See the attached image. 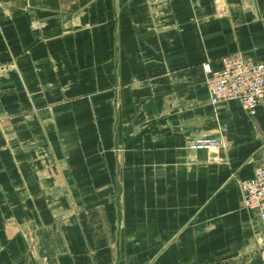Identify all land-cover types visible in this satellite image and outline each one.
I'll list each match as a JSON object with an SVG mask.
<instances>
[{
  "label": "crops",
  "instance_id": "obj_1",
  "mask_svg": "<svg viewBox=\"0 0 264 264\" xmlns=\"http://www.w3.org/2000/svg\"><path fill=\"white\" fill-rule=\"evenodd\" d=\"M239 52L264 0H0V264H264V98L215 107L202 67Z\"/></svg>",
  "mask_w": 264,
  "mask_h": 264
},
{
  "label": "built area",
  "instance_id": "obj_2",
  "mask_svg": "<svg viewBox=\"0 0 264 264\" xmlns=\"http://www.w3.org/2000/svg\"><path fill=\"white\" fill-rule=\"evenodd\" d=\"M206 75L210 103L239 102L246 113L255 116L264 98V62L256 61L243 53L225 56L221 68H214L210 61L202 65ZM222 145L217 136L202 135L188 145L192 151H216ZM243 205L258 213L264 229V163L254 174L240 181Z\"/></svg>",
  "mask_w": 264,
  "mask_h": 264
},
{
  "label": "rangeland",
  "instance_id": "obj_3",
  "mask_svg": "<svg viewBox=\"0 0 264 264\" xmlns=\"http://www.w3.org/2000/svg\"><path fill=\"white\" fill-rule=\"evenodd\" d=\"M216 1H219V0H216ZM239 53H242V52H239ZM236 54H237V53H236ZM230 55H234V54H230ZM227 56H229V55H227ZM247 56H248V55H247ZM248 57H249V56H248ZM223 58H224V57H223ZM223 58H222V59H223ZM215 107H216V106H215ZM220 139H221V138H220ZM221 140H222V139H221ZM222 146H223V140H222V145H221V147H222ZM219 149H220V148H219ZM219 149H218V150H219ZM216 151H217V150H216Z\"/></svg>",
  "mask_w": 264,
  "mask_h": 264
},
{
  "label": "bare ground",
  "instance_id": "obj_4",
  "mask_svg": "<svg viewBox=\"0 0 264 264\" xmlns=\"http://www.w3.org/2000/svg\"><path fill=\"white\" fill-rule=\"evenodd\" d=\"M243 54H245V53H243ZM246 55V54H245Z\"/></svg>",
  "mask_w": 264,
  "mask_h": 264
}]
</instances>
